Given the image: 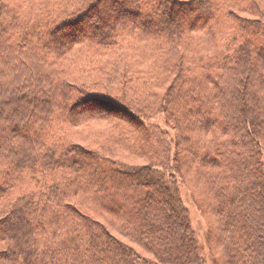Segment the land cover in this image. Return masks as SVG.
I'll return each instance as SVG.
<instances>
[{
  "label": "trees",
  "instance_id": "trees-1",
  "mask_svg": "<svg viewBox=\"0 0 264 264\" xmlns=\"http://www.w3.org/2000/svg\"><path fill=\"white\" fill-rule=\"evenodd\" d=\"M107 1L0 0V264H264V0Z\"/></svg>",
  "mask_w": 264,
  "mask_h": 264
},
{
  "label": "rangeland",
  "instance_id": "rangeland-1",
  "mask_svg": "<svg viewBox=\"0 0 264 264\" xmlns=\"http://www.w3.org/2000/svg\"><path fill=\"white\" fill-rule=\"evenodd\" d=\"M110 1L108 0L107 3L105 2V4H103L100 8H99V12H91L90 15L88 17H86L85 19H83V21L81 22L80 26L76 29V33H82V32H87L90 24L89 23H93V22H98L100 20V18L105 17L106 15V9L109 5ZM172 10L174 11L176 7L173 6L171 7ZM177 10V11H176ZM175 10V14L178 17L182 16L183 13L185 11H179L178 9ZM117 16L118 19L122 20L125 18H129L130 20L133 19L132 16H125L124 13H122L121 11L117 12ZM72 30H69V33H72ZM92 112H100V110L98 109H90ZM163 121V116H159L158 118H155L153 120L152 123H160L162 124ZM190 182H181L180 181V194H181V198L183 199L186 208L188 209L190 218H191V226L192 229L196 232V235L198 237V240L200 241L201 244H203L204 247V254H206V262L205 264H212L211 261H209V249L206 246V242H205V236H206V227H205V222L207 220V218H205L201 212H199L196 204H195V200H199L202 199V193L198 190H193L192 185ZM192 188V189H191ZM124 241V240H123ZM126 243H130L126 240ZM138 247V246H137ZM138 252L140 250V248L138 247ZM136 249V250H137ZM141 251V250H140ZM140 253V252H139ZM144 252H142L143 254ZM143 255L147 256V258L150 259H154L155 258L149 254V253H144Z\"/></svg>",
  "mask_w": 264,
  "mask_h": 264
}]
</instances>
